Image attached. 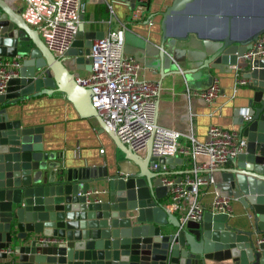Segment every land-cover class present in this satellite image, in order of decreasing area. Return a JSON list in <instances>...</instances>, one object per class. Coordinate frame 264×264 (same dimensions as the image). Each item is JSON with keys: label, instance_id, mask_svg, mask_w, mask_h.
<instances>
[{"label": "water", "instance_id": "water-1", "mask_svg": "<svg viewBox=\"0 0 264 264\" xmlns=\"http://www.w3.org/2000/svg\"><path fill=\"white\" fill-rule=\"evenodd\" d=\"M10 1L0 0V64L14 59L19 65L9 70L0 93V264H264V242H258L264 234V58H238L264 32V14L257 16L263 21L250 32L237 35L235 20L250 14L223 9V0H172L161 12L162 75L185 59L175 56L179 49L174 42L193 34L199 47L185 51L189 67L173 70L187 86L197 85L210 75V68L223 65H239L241 76L250 81L245 104L233 114L246 145L212 171L219 173L215 187L245 212L205 210L199 221L182 224L163 206L168 187L162 185L159 166L151 170L155 161L173 169L182 159L154 156L152 139L145 156L132 152L92 106L90 89L76 82V70H90L92 41L104 33L85 31L80 22L69 49L57 57ZM130 3L132 9L138 4ZM142 5L147 9L148 3ZM181 20L221 22L222 29L182 28ZM166 45L169 53L163 49ZM44 89L63 93L80 117L97 120L122 153L114 171L94 177H48L36 168L43 128L10 120L6 106ZM125 162L135 171L127 172ZM169 173L180 179L181 172Z\"/></svg>", "mask_w": 264, "mask_h": 264}, {"label": "crops", "instance_id": "crops-1", "mask_svg": "<svg viewBox=\"0 0 264 264\" xmlns=\"http://www.w3.org/2000/svg\"><path fill=\"white\" fill-rule=\"evenodd\" d=\"M171 1L151 0L143 12V18L140 21H133L130 0H82L84 3L82 22L85 31H98L104 34L109 29L126 27V32L130 33L125 37V46L129 50L126 53L140 63V77L158 82L161 88L156 115L157 125L180 132L179 144L182 148H188L187 136L193 134L196 139L204 140L207 129L212 124L228 129H238L233 122L234 109L245 104L244 96L248 92V84L241 85L235 90L234 80L237 70L234 66L227 65L210 68V75L200 78L198 84L194 86H187L181 74H174L176 72L173 70L184 69L180 63L171 64L166 73L161 74L158 63L159 51L162 49L161 12ZM10 3L21 13L23 7L21 0H12ZM216 3V1L213 2L214 7ZM221 5L223 9L229 11L250 14L247 18L235 20L234 34H247L263 21L257 16L264 14V0H223ZM178 23L182 28L201 25L203 31L222 29L221 22L200 24L196 20H181ZM176 47L183 52L196 50L199 42L191 34L186 41H176ZM163 49L170 52L167 45ZM11 60L13 59H3V62ZM240 63L241 61L238 64ZM66 65L68 68L73 67L70 61L66 62ZM87 72V70H76L75 75L84 76ZM213 78L218 79L220 93L216 101L208 105L197 93L206 89ZM6 109L10 120H19L23 126L43 128L42 151L35 154L34 162L37 165L36 168L48 177L71 174L94 177L107 170L114 171L122 161L119 150L97 120L93 117H80L65 95L59 91L44 89L39 95H32L15 105H7ZM175 157L181 158L182 162L175 164L174 168L169 170L174 173L181 172L180 176L192 173L195 163L206 160L205 157L199 156L195 161L182 153ZM122 165L127 172L135 171L129 162ZM204 175L208 176L210 173L204 172ZM211 175L214 183L202 187L200 193V201L205 208H209L211 204L215 183L219 179V173L211 172ZM229 211L235 215L245 212L243 206L232 198ZM206 263L232 264L230 260L221 262L211 260Z\"/></svg>", "mask_w": 264, "mask_h": 264}, {"label": "built area", "instance_id": "built-area-1", "mask_svg": "<svg viewBox=\"0 0 264 264\" xmlns=\"http://www.w3.org/2000/svg\"><path fill=\"white\" fill-rule=\"evenodd\" d=\"M21 15L25 22L36 29L46 47L57 57L69 49L78 24L82 22L84 3L82 0H21ZM151 0H136L131 10V19L140 21L146 7L143 3ZM151 23V22H150ZM126 27L109 29L101 38L94 39L90 46V70L84 76H76V82L91 91V103L103 122L109 126L132 152L145 156L148 141L152 139V154L156 157H175L178 154L205 157V161L194 164L192 173H186L177 180V175L169 173L167 164L154 162L151 170L159 166L162 185L168 187L163 203L164 208L175 214L180 223L199 221L205 210L213 212L229 211L231 197L215 187L209 208L200 201L201 188L214 183L211 173L223 165L229 158L240 153L246 139L238 130L224 128L215 124L208 127L204 140L196 139L193 134L187 136L188 148L179 144L181 133L176 130L159 127L156 123L157 106L161 92L158 82L140 77V63L125 52ZM247 62L264 58V32L250 42V46L238 56ZM14 59L0 64V93L4 91L6 81L11 75L10 69L17 67ZM234 89L249 84V80L240 74L239 65ZM220 93L217 78L197 94L203 101L212 105ZM258 242H264L262 234Z\"/></svg>", "mask_w": 264, "mask_h": 264}, {"label": "rangeland", "instance_id": "rangeland-1", "mask_svg": "<svg viewBox=\"0 0 264 264\" xmlns=\"http://www.w3.org/2000/svg\"><path fill=\"white\" fill-rule=\"evenodd\" d=\"M173 47H174V48H178V47H176V42H174V46H173ZM125 49H126V52L129 51L128 48H127V46H125ZM178 49H179V48H178ZM173 53H174V52H173ZM174 54H175V56H177L178 58H185L183 61H180V64L183 65L184 69L189 67V64H188V61H187L186 54H185V52H183L182 49L177 50ZM188 76L191 77L192 75L189 74ZM210 84H211V81H210ZM119 154H120V156L122 157V153H121L120 151H119ZM165 202H167V200L163 199V203H165Z\"/></svg>", "mask_w": 264, "mask_h": 264}]
</instances>
